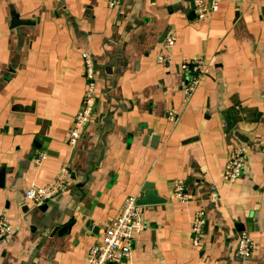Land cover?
I'll return each instance as SVG.
<instances>
[{"label":"crops","instance_id":"0c3cea01","mask_svg":"<svg viewBox=\"0 0 264 264\" xmlns=\"http://www.w3.org/2000/svg\"><path fill=\"white\" fill-rule=\"evenodd\" d=\"M15 14L29 23L13 26ZM170 34L173 59L160 64ZM84 51L96 67V106L72 148ZM201 54L206 72L185 104L181 63ZM232 146L247 167L228 184L221 170ZM64 164L71 176L56 198L26 199ZM1 171L0 217L13 232L0 240V264H88L125 200L146 190L165 201L141 206L128 264H264V0H221L207 20L191 0H0ZM175 179L188 202L172 198ZM198 209L206 216L194 241ZM241 232L255 242L248 258L237 250Z\"/></svg>","mask_w":264,"mask_h":264},{"label":"built area","instance_id":"2783aa9c","mask_svg":"<svg viewBox=\"0 0 264 264\" xmlns=\"http://www.w3.org/2000/svg\"><path fill=\"white\" fill-rule=\"evenodd\" d=\"M221 0H191L195 16L199 20H207L219 8ZM121 0H107L109 8H116ZM176 41L173 34L168 35L163 43L164 50L158 55V63L168 64L173 59L171 49ZM82 62L86 88L80 110L74 117L73 124L68 134V144L75 148L82 137L83 131L90 118L94 114L96 106V67L94 58L88 51L82 52ZM206 57L199 55L190 60H183L181 71L184 75L182 94L184 103L187 104L198 85L202 81L206 72ZM181 111L173 109L168 112V120L177 123ZM46 158L44 152L36 157V162L40 164ZM247 167L246 153L244 149L232 146L228 151L226 164L221 170L223 180L228 184H233L239 178L243 170ZM71 176L69 164L61 166L58 174L51 184L45 186L32 185L26 188L24 195L27 200L35 206L43 205L56 198L65 188ZM210 199L217 201L220 194L213 184H210ZM172 198L176 202H188L191 197L186 189L185 183L180 179H175L172 183ZM205 211L198 209L192 221V232L194 241H198L203 232L205 223ZM144 226L142 208L137 204L136 197H129L125 200L122 210L105 228L100 242L92 246L87 253L88 264H128L131 257V240L134 234L139 233ZM13 232L11 220L0 217V240ZM237 250L242 258L250 257L255 250V242L246 233L241 232L238 236Z\"/></svg>","mask_w":264,"mask_h":264},{"label":"water","instance_id":"95a60500","mask_svg":"<svg viewBox=\"0 0 264 264\" xmlns=\"http://www.w3.org/2000/svg\"><path fill=\"white\" fill-rule=\"evenodd\" d=\"M29 22H24V21H21L18 19V16L15 14L14 16V20L12 22V25L13 26H17L19 24H27ZM168 32H165V36L167 35ZM158 140V137H153L152 138V141H156ZM3 178H4V171H1L0 172V183L2 184V181H3ZM164 198H160L158 196H155L153 194V192H151L150 190H146L144 191V193L138 198L137 200V204L140 205V206H143V205H149V204H157V203H162L164 202Z\"/></svg>","mask_w":264,"mask_h":264}]
</instances>
